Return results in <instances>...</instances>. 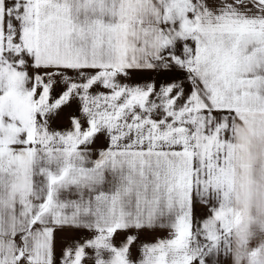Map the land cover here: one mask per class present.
I'll return each mask as SVG.
<instances>
[{
	"label": "snow or ice",
	"instance_id": "1",
	"mask_svg": "<svg viewBox=\"0 0 264 264\" xmlns=\"http://www.w3.org/2000/svg\"><path fill=\"white\" fill-rule=\"evenodd\" d=\"M0 264H264V0H0Z\"/></svg>",
	"mask_w": 264,
	"mask_h": 264
}]
</instances>
